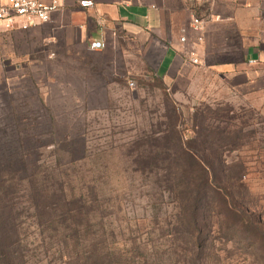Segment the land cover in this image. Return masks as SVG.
Wrapping results in <instances>:
<instances>
[{"label": "rangeland", "instance_id": "rangeland-1", "mask_svg": "<svg viewBox=\"0 0 264 264\" xmlns=\"http://www.w3.org/2000/svg\"><path fill=\"white\" fill-rule=\"evenodd\" d=\"M31 44L5 37L0 56V264H264V241H228L219 219L196 239L161 162L165 142L174 152L172 108L184 142L199 122L226 127L220 137L242 145L223 155L264 212V96L201 70L140 78L135 47Z\"/></svg>", "mask_w": 264, "mask_h": 264}, {"label": "crops", "instance_id": "crops-1", "mask_svg": "<svg viewBox=\"0 0 264 264\" xmlns=\"http://www.w3.org/2000/svg\"><path fill=\"white\" fill-rule=\"evenodd\" d=\"M57 5L49 22L26 30L9 31L0 22V56L8 36L20 46L81 47L98 56L113 50L125 56L135 47L140 78L153 70L171 80L189 79L201 70L243 94L264 96V0H58ZM193 16L204 19L201 32L192 29ZM94 41L104 47L90 48ZM25 54L16 52L15 58ZM3 69L0 62V81Z\"/></svg>", "mask_w": 264, "mask_h": 264}, {"label": "trees", "instance_id": "trees-1", "mask_svg": "<svg viewBox=\"0 0 264 264\" xmlns=\"http://www.w3.org/2000/svg\"><path fill=\"white\" fill-rule=\"evenodd\" d=\"M171 113L174 152L170 158L169 143L165 142L161 162L169 166L163 173V182L179 190L177 202L181 219L192 225L196 239L211 231L205 219H209L208 222L219 219L225 224L219 230L228 241L236 237L252 240L255 244L258 240L264 241V212L249 200L243 165L229 163L223 155L242 144L220 137L231 132L226 127L212 129L201 122L192 126V144L184 142L178 128L181 124L179 114L175 108ZM199 219L206 223L199 226Z\"/></svg>", "mask_w": 264, "mask_h": 264}, {"label": "built area", "instance_id": "built-area-1", "mask_svg": "<svg viewBox=\"0 0 264 264\" xmlns=\"http://www.w3.org/2000/svg\"><path fill=\"white\" fill-rule=\"evenodd\" d=\"M58 0H0V22L6 30H26L38 24L49 22L51 14L57 10ZM211 2L212 0H206ZM204 26V19L193 16L191 27L196 32H201ZM202 39L201 36L198 37ZM180 42L184 43L185 38L180 37ZM90 48H103L104 43L94 41ZM191 61L196 63L197 60L192 58ZM130 87L134 82L128 83Z\"/></svg>", "mask_w": 264, "mask_h": 264}]
</instances>
